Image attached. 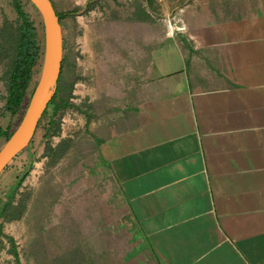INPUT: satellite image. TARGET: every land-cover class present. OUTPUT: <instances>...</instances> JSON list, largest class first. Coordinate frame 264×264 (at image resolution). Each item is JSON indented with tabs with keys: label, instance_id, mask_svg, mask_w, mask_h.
Wrapping results in <instances>:
<instances>
[{
	"label": "crops",
	"instance_id": "obj_1",
	"mask_svg": "<svg viewBox=\"0 0 264 264\" xmlns=\"http://www.w3.org/2000/svg\"><path fill=\"white\" fill-rule=\"evenodd\" d=\"M129 12L125 113L95 125L129 221L109 264H264V0Z\"/></svg>",
	"mask_w": 264,
	"mask_h": 264
},
{
	"label": "rangeland",
	"instance_id": "obj_2",
	"mask_svg": "<svg viewBox=\"0 0 264 264\" xmlns=\"http://www.w3.org/2000/svg\"><path fill=\"white\" fill-rule=\"evenodd\" d=\"M52 2L66 14L61 19L64 59L58 98L68 104L56 112L49 108L29 145L0 176V197L24 176L13 200L20 216L0 219V264H16L9 237L19 264H109L110 230L129 221L108 177L95 171V125L101 114L110 120L108 116L125 113L130 94L124 86L125 24L132 0ZM25 9L43 39L40 15L30 5ZM4 18L16 26L12 0H0V27ZM6 62L0 53V129L16 127L23 114L11 117L4 110ZM47 148L52 150L48 155Z\"/></svg>",
	"mask_w": 264,
	"mask_h": 264
},
{
	"label": "trees",
	"instance_id": "obj_3",
	"mask_svg": "<svg viewBox=\"0 0 264 264\" xmlns=\"http://www.w3.org/2000/svg\"><path fill=\"white\" fill-rule=\"evenodd\" d=\"M12 4L17 18L16 26L13 27L12 24L4 18L0 27V53L6 55L7 60L6 72L4 75L6 85L4 110L9 113L11 117L21 111H24L27 100L31 95L35 84V81L33 82V76L38 73V69H36V67L40 66L43 53V39L40 40L38 37L36 27L25 9V5H32L26 0H12ZM57 14L61 23V19L66 14L59 12H57ZM63 59L64 58L62 57L61 71L56 92L39 120L38 126L41 120L48 113L50 107H53V111L56 112L59 108L66 107L68 104L67 100L58 98L62 77ZM53 127L54 125L51 124V128ZM14 129L15 127L11 128L10 126L0 129L2 143L12 134ZM25 148L8 163V165L0 173V176L12 163V161L25 150ZM49 151H52L51 148L46 149V155L49 154ZM23 178L24 176H20V178L16 180L15 184L0 197V219L3 221L17 219L21 214L18 211L17 206L13 204V200L17 189L21 186L24 180ZM0 233H2L1 228ZM8 240L11 244L10 248L15 257L16 264H19V257L15 248L14 239L9 237Z\"/></svg>",
	"mask_w": 264,
	"mask_h": 264
},
{
	"label": "water",
	"instance_id": "obj_4",
	"mask_svg": "<svg viewBox=\"0 0 264 264\" xmlns=\"http://www.w3.org/2000/svg\"><path fill=\"white\" fill-rule=\"evenodd\" d=\"M40 15L43 25V53L23 114L12 134L0 146V173L31 142L38 122L54 96L63 57L62 28L51 0H26Z\"/></svg>",
	"mask_w": 264,
	"mask_h": 264
},
{
	"label": "built area",
	"instance_id": "obj_5",
	"mask_svg": "<svg viewBox=\"0 0 264 264\" xmlns=\"http://www.w3.org/2000/svg\"><path fill=\"white\" fill-rule=\"evenodd\" d=\"M167 25H168V30L173 33L174 32V28L175 26L173 24H171L169 21H167Z\"/></svg>",
	"mask_w": 264,
	"mask_h": 264
}]
</instances>
